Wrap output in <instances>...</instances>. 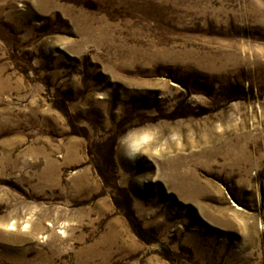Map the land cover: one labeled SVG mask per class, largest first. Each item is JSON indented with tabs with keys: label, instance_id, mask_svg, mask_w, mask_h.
Wrapping results in <instances>:
<instances>
[{
	"label": "rangeland",
	"instance_id": "rangeland-1",
	"mask_svg": "<svg viewBox=\"0 0 264 264\" xmlns=\"http://www.w3.org/2000/svg\"><path fill=\"white\" fill-rule=\"evenodd\" d=\"M0 264H264V0H0Z\"/></svg>",
	"mask_w": 264,
	"mask_h": 264
},
{
	"label": "trees",
	"instance_id": "trees-1",
	"mask_svg": "<svg viewBox=\"0 0 264 264\" xmlns=\"http://www.w3.org/2000/svg\"><path fill=\"white\" fill-rule=\"evenodd\" d=\"M130 210V208H128V211ZM130 213V212H129ZM135 233L137 234V236L141 239V240H143V241H145V242H149V240L148 239H146L144 236H143V234H142V232L139 230V229H135Z\"/></svg>",
	"mask_w": 264,
	"mask_h": 264
},
{
	"label": "bare ground",
	"instance_id": "bare-ground-1",
	"mask_svg": "<svg viewBox=\"0 0 264 264\" xmlns=\"http://www.w3.org/2000/svg\"><path fill=\"white\" fill-rule=\"evenodd\" d=\"M136 146H137V145H134V148H135V149H136ZM11 228H13V226H11Z\"/></svg>",
	"mask_w": 264,
	"mask_h": 264
}]
</instances>
